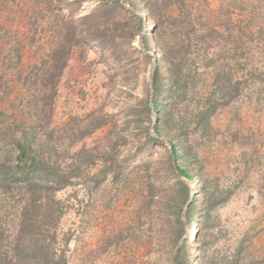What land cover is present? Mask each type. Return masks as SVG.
Listing matches in <instances>:
<instances>
[{"label": "rangeland", "instance_id": "374dc122", "mask_svg": "<svg viewBox=\"0 0 264 264\" xmlns=\"http://www.w3.org/2000/svg\"><path fill=\"white\" fill-rule=\"evenodd\" d=\"M157 3L155 14L140 12L141 29L122 53L85 41L56 75L46 52L49 32L40 30L49 21L42 1L0 0V175L10 165L2 156L14 161L11 138L29 127L36 133L31 152L43 145V160L68 176L53 195L40 186L35 206L25 183L0 176V264H24L15 245L34 242L42 249L50 243L63 264H150L154 254L146 249L127 241L100 254L96 240L102 229L106 235L112 229L111 218L102 215L111 212L119 179L128 178L117 208L121 225L126 201L137 196L139 185L133 190L132 183L149 173L141 161H158L174 140L191 151L177 164L193 174L187 179L195 213L189 222L185 218L169 262L186 238L190 264H264V0ZM151 23L158 25L160 43L147 36ZM164 43L171 51L181 46L172 51L175 61L183 50L195 58L187 61V74L195 77L175 96H162L159 112L147 111L156 67L167 75L160 65ZM166 117L168 123H161ZM154 127L158 141L149 138ZM115 162L123 171L117 180ZM208 199L211 207L203 210ZM50 204L57 218L52 229L43 221ZM32 218L43 225L24 232Z\"/></svg>", "mask_w": 264, "mask_h": 264}, {"label": "trees", "instance_id": "16d2710c", "mask_svg": "<svg viewBox=\"0 0 264 264\" xmlns=\"http://www.w3.org/2000/svg\"><path fill=\"white\" fill-rule=\"evenodd\" d=\"M84 1H89L93 5L90 8H85L83 6ZM126 2L123 0H35V3L43 5L42 9L48 15V29L40 30L45 35L46 32H49V38H46L45 42L48 44L46 52L50 59L49 68L51 72L55 74L58 72L61 75L74 48L85 41H97L98 47L101 49L108 47L113 54L122 53V46L128 43L132 32L136 28L141 29L142 16L140 12L147 11V14H155L158 5V0H126ZM157 26V24L151 23V29L148 30L147 36L160 43V40L155 39L156 36H154ZM144 47L147 51L153 49L147 43ZM180 49L181 46H178L175 51H172L175 53ZM161 50L163 62L160 65L166 68L167 75L165 72L158 74L159 66L156 67L152 80L153 96L150 100L149 98L145 100L147 111L152 109L159 112V105L165 103L164 101L160 104L162 96H175L180 89L181 91L185 89V82L190 79V76L195 77L194 74H187L189 72L187 61L191 64L195 62V58L184 55L188 52L187 50H183L182 58H179L178 61H175L178 57L172 54L165 43L161 46ZM195 51L198 53L199 49H195ZM143 54L147 55L146 53ZM179 61H185L183 62V64L185 63L184 72L181 70L183 66L178 64ZM195 73L198 74L197 71ZM164 79L163 83L162 80ZM151 104H153V108ZM142 114L143 111L138 115ZM160 119L162 120V118ZM168 121L169 119L166 117L161 123L166 124ZM154 133L153 136L149 132V138L158 141L161 133L155 127ZM35 137V131L28 127L21 129V138H11L10 142L15 149L14 161H11L10 155L2 156L8 160L10 165L1 171L3 179L10 176L11 179L25 183L29 202L34 206L37 203L36 196L40 186L50 196L57 188L63 187L68 182L67 175L43 160V145L37 143L34 152H31ZM180 147L179 141L174 140L170 144L169 153L167 155L162 154L160 161L153 162L151 156L141 161L149 173L144 181L132 183L133 190H135L134 185H139L136 187L135 194L137 196L133 202L131 199L126 201V209L129 208L130 210L128 209L125 213V223H121V225L117 220L120 218V212L117 208L121 199L120 192L122 193L123 185L125 186V181H128V178L119 179L118 183L120 184L116 187V199L110 207L111 212L109 215H102L104 219L108 216L111 218L112 229L108 235L102 229L96 240L97 250L100 254L103 253L106 246L111 245L112 248L118 250L123 243L128 241L130 244L137 245L138 248L146 249L147 253L152 252L154 254L153 258L147 259L150 264H171L169 255L175 243L182 239L185 232V218L189 222L195 213L193 198L185 210L186 203L190 200L191 189L176 175V170L188 179L192 178L193 175L186 167L177 164L178 158L186 159L191 155V151L189 152L186 145H182V151L179 150ZM115 165L113 177L117 180V176L121 175L123 171L120 164L115 162ZM100 175L105 178L104 168L101 169ZM192 191L194 192V190ZM49 202L53 203L54 201L49 198ZM209 203L208 199L203 210L211 207ZM48 207H50L51 212L46 213L43 221L52 229L57 218L53 217V205L50 204ZM26 221L28 224L24 227V232L28 233L39 230L43 225L37 218ZM196 236L197 233H195L194 239ZM186 244L187 239L185 238L174 253L176 264H190V251L185 249ZM44 249L37 242H34L32 247H22L16 244L17 255L15 257L21 259L24 264H63L64 256L62 258L60 255L56 256V252L50 243Z\"/></svg>", "mask_w": 264, "mask_h": 264}, {"label": "water", "instance_id": "95a60500", "mask_svg": "<svg viewBox=\"0 0 264 264\" xmlns=\"http://www.w3.org/2000/svg\"><path fill=\"white\" fill-rule=\"evenodd\" d=\"M123 1L126 2V0H123ZM126 3H127V2H126ZM153 92H154V90H153V87L151 86V95H153ZM151 106H152V108H153V104H151ZM176 175H177L178 179L183 180L188 186H190V187L192 188V185H191V183L189 182V180H188L187 178H185L184 176H182V174H180L177 170H176ZM194 194H195V193H193V191H191V194H190V200L186 203L185 210L188 208L190 202L192 201V198H193ZM171 262H172L173 264H176V263L174 262V253L171 255Z\"/></svg>", "mask_w": 264, "mask_h": 264}]
</instances>
